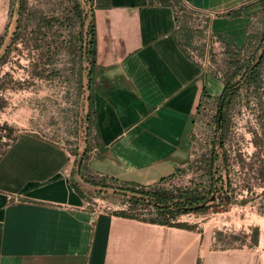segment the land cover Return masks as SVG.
Wrapping results in <instances>:
<instances>
[{
  "label": "crops",
  "instance_id": "crops-1",
  "mask_svg": "<svg viewBox=\"0 0 264 264\" xmlns=\"http://www.w3.org/2000/svg\"><path fill=\"white\" fill-rule=\"evenodd\" d=\"M210 15L209 29L245 45L260 0H183ZM94 9L89 170L122 184L152 185L187 162L202 93L222 83L189 56L192 32L160 0H106ZM179 18V19H178ZM190 33V34H189ZM188 42V43H187ZM220 85V88L216 85ZM56 144L29 132L0 155V264H264L256 246L204 249V237L87 208L74 168ZM201 243V244H202Z\"/></svg>",
  "mask_w": 264,
  "mask_h": 264
},
{
  "label": "rangeland",
  "instance_id": "rangeland-1",
  "mask_svg": "<svg viewBox=\"0 0 264 264\" xmlns=\"http://www.w3.org/2000/svg\"><path fill=\"white\" fill-rule=\"evenodd\" d=\"M72 2L80 5L86 18L70 25L66 20L70 16L68 11ZM260 4L258 2L257 5L260 9L256 8L251 16L247 48L240 49L242 72L234 77L232 83L240 80L248 65H254L261 56L264 57V41L261 40L264 34V5ZM93 9L90 0H0V56L10 44L14 32L18 35L11 44L9 55L0 57V155L9 145L10 137L12 141L20 132L40 136L62 148L69 155L72 168L76 165L77 154L81 155L86 148L93 146L95 134L87 117L90 67L87 59L81 57L84 44L89 40L87 32ZM51 16L64 23L54 24L52 29L45 28L43 32L47 33L46 41L29 34L35 28L37 18ZM216 40L220 41V38ZM193 42L189 48L194 47ZM196 43L199 45L198 40ZM220 43L208 49L206 60L209 64L199 65L222 83V79L233 72L234 66L230 62L234 60L231 58L238 57L235 52L225 54L223 42ZM47 44L51 46L52 52L54 48L57 49L47 59L44 56V60H41L40 54L45 52ZM202 48L199 47L200 50ZM36 66H39L37 70L44 66L45 72L40 76L33 75ZM262 76L263 86L259 91L249 90L241 84L225 113L227 123L231 126L230 139L225 148L239 150L245 157L254 152L251 131L258 130L256 97L262 96L264 102V63ZM216 85L220 88V85ZM214 114L215 105L211 100L203 105L199 113L196 112L188 162H197L211 148L214 138L219 136L215 130ZM216 153L219 156L222 154L218 145ZM91 155L89 152V162ZM234 167L229 169V176L233 178V184L237 185L238 193L228 208L186 215L179 219L180 222L194 226V232L204 237L200 250L208 244L209 237L211 250L247 247L250 244L251 229L264 225V184L252 180L240 187L237 182L251 177L250 172ZM181 168L185 171L166 182L164 187L188 186L189 181L195 178L199 181V172L189 168L186 163ZM222 175L226 179L223 170ZM80 186L85 193L87 208L92 211L112 213L126 206L123 197L111 190L99 193V190L85 183Z\"/></svg>",
  "mask_w": 264,
  "mask_h": 264
},
{
  "label": "trees",
  "instance_id": "trees-1",
  "mask_svg": "<svg viewBox=\"0 0 264 264\" xmlns=\"http://www.w3.org/2000/svg\"><path fill=\"white\" fill-rule=\"evenodd\" d=\"M90 2L93 3L94 9L108 6L106 0H90ZM160 3L171 5L175 8L177 6V2L172 0H160ZM259 3H261L260 5H264V0H260ZM94 9L90 12L91 21L89 23V31L87 32L89 40L88 42H85L84 52H82L81 55V57L86 58L88 61L90 67V81L96 56V40L93 22ZM68 14H70V16L67 18L66 22H69L70 25L71 23L74 24L73 22H76V20L83 21L85 17L80 10V5L75 2H72V7L68 11ZM35 23V28L31 30L29 34L44 38L46 41L47 33L43 32L45 31L44 29H52L54 24L59 25L64 22H60L57 18L51 16L49 18H37ZM182 27L184 31H188L186 26L182 25ZM191 36L192 35H190V37ZM17 37L18 35L14 32L10 44L0 57L5 58L9 55L12 46L11 44L14 43ZM246 37V43H249L250 38H248V34ZM261 40L264 41V34L261 37ZM220 41L223 42L225 54L231 55L235 52V56L238 58H231L234 62H230V64L234 66V69L230 75L227 74L226 77L222 79L223 88L221 93L217 97H212L204 91L197 106L196 112L199 113L206 102H209L210 100L214 102L215 114L213 119L216 125L215 130L219 133V136H216L210 144L211 148L205 154H202L197 162H186L189 168H193L194 171L196 170L199 172V181L195 180V178L189 181L188 186H173L171 188L164 187L163 185L166 182L185 171L182 168H177L174 174L162 178L157 183L147 186L122 184L116 180L105 177L96 178L92 176L89 171L90 146L84 150L83 154H77L75 157L76 165L72 177V187L80 193V195H82L81 186L76 181V176L82 181V183L99 190V193L111 190L114 194L123 197L126 206L110 213L111 215L148 224L186 231H195L196 228L194 226L180 222V217L192 214H204L211 210H225L228 208L238 193L237 185L235 184V186L233 184V178L229 176L230 168H235L234 166H236L238 170L250 172L249 174L251 177L237 182L240 187H244L245 183L247 184L252 180L264 184V102L262 96L256 97L257 106L255 116L258 130L251 131V144L254 147L252 155L245 157V155L239 150H231V148L228 150L225 148L231 135V126L227 123L228 119H226L225 113L237 94L238 88L241 84H244L249 90L254 89L259 91L261 89L263 86L262 66L264 63V57L261 56L256 64L248 65L244 73L241 75L240 80L232 83L234 77L242 72L243 66L240 65L241 60L239 54L241 51L240 49L247 48V44L245 43L244 46L238 48L229 38H222ZM56 49L57 47L54 48L52 52L51 46L47 44L45 52L40 54L41 60H44V56H46L47 59L50 53H55ZM38 67L39 66H36L34 68L33 75L40 76L45 72L44 66H41L40 69L37 70ZM215 74L216 73H214V75ZM88 101L89 108L87 117L90 120V124L93 126L91 112L93 104L90 88ZM95 137L96 135L94 136L93 141H96ZM217 145L222 149V154L220 156L216 153ZM222 170L226 174V179L222 175ZM249 239L250 246L257 245L258 229L256 227L251 229Z\"/></svg>",
  "mask_w": 264,
  "mask_h": 264
},
{
  "label": "built area",
  "instance_id": "built-area-1",
  "mask_svg": "<svg viewBox=\"0 0 264 264\" xmlns=\"http://www.w3.org/2000/svg\"><path fill=\"white\" fill-rule=\"evenodd\" d=\"M172 1L177 2V6L175 8L177 16H179L183 25L186 26L193 34L192 42H194L192 45L194 47L189 48V56L198 65L201 64L204 66L205 64H209L206 60L208 49L213 46L221 45L220 41L216 40L217 37L209 29L210 15L190 6L183 0ZM197 40L199 45L196 43ZM199 47H203L202 50H200Z\"/></svg>",
  "mask_w": 264,
  "mask_h": 264
},
{
  "label": "water",
  "instance_id": "water-1",
  "mask_svg": "<svg viewBox=\"0 0 264 264\" xmlns=\"http://www.w3.org/2000/svg\"><path fill=\"white\" fill-rule=\"evenodd\" d=\"M76 181L78 182L79 185H81L82 181L76 176Z\"/></svg>",
  "mask_w": 264,
  "mask_h": 264
}]
</instances>
